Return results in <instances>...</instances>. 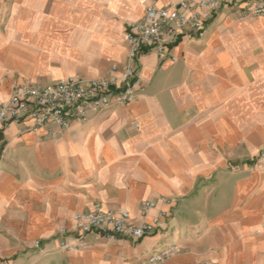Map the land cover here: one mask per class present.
Here are the masks:
<instances>
[{
  "label": "crops",
  "instance_id": "crops-1",
  "mask_svg": "<svg viewBox=\"0 0 264 264\" xmlns=\"http://www.w3.org/2000/svg\"><path fill=\"white\" fill-rule=\"evenodd\" d=\"M181 1L0 0V104L25 81L108 77L127 64L128 26ZM137 70L135 101L85 124L0 123V264H133L171 247L165 264H264V174L231 171L264 152V18L223 7L202 39L178 33L166 60L146 53ZM145 202L167 214L154 234L60 248L94 204L141 223Z\"/></svg>",
  "mask_w": 264,
  "mask_h": 264
},
{
  "label": "built area",
  "instance_id": "built-area-1",
  "mask_svg": "<svg viewBox=\"0 0 264 264\" xmlns=\"http://www.w3.org/2000/svg\"><path fill=\"white\" fill-rule=\"evenodd\" d=\"M223 7H230L242 17L264 18V0H182L177 4L149 5L143 18L131 23L125 34L127 64L120 69L113 66L106 78L86 80L74 76L51 86L22 82L13 88L11 97L0 104V123L7 127L20 124L22 133L37 132L50 126L65 131L75 124H85L97 112L111 106L127 107L137 96L141 79L137 62L146 53H157L161 60L168 56V45L176 34L190 30L202 39L207 32V22ZM264 162V152L260 154ZM162 202L171 204L167 200ZM157 208L154 202H145L141 223L132 221L126 209L106 210L94 204L88 212L75 215L76 228L59 232L60 248L67 252L88 250L92 247L88 236L96 235L108 240L117 238L143 239L154 234L162 216H150ZM254 235L264 237V223ZM71 238L73 243L66 239ZM39 242L37 246H39ZM178 250L168 248L133 264H165Z\"/></svg>",
  "mask_w": 264,
  "mask_h": 264
},
{
  "label": "rangeland",
  "instance_id": "rangeland-1",
  "mask_svg": "<svg viewBox=\"0 0 264 264\" xmlns=\"http://www.w3.org/2000/svg\"><path fill=\"white\" fill-rule=\"evenodd\" d=\"M242 170H245L251 177L264 174V162L260 160V154L253 159H248V161L234 164L231 169L233 174H238Z\"/></svg>",
  "mask_w": 264,
  "mask_h": 264
}]
</instances>
